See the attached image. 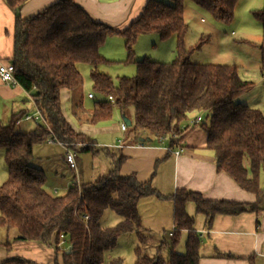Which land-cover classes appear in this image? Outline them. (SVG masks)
<instances>
[{
    "label": "trees",
    "instance_id": "1",
    "mask_svg": "<svg viewBox=\"0 0 264 264\" xmlns=\"http://www.w3.org/2000/svg\"><path fill=\"white\" fill-rule=\"evenodd\" d=\"M29 0H6L16 17L15 49L12 64L19 85L33 91L35 103L51 126L52 133L64 144H80L85 152H94L92 140L76 132L63 114L61 92L74 93L84 79L78 65L91 66L94 91L103 99L87 112L88 123L97 125L113 117L114 107L125 115L133 108L135 118L131 130L135 137L146 134L151 139L181 133V125L195 113H207L202 126L207 133V148L214 152L219 173L229 175L244 190L260 196V176L264 169V113L241 104L237 99L253 89L243 81L235 66L196 64L194 50H186L183 40L188 32L185 4L191 2L217 21L230 24L235 19L239 0H149L140 15L126 28L118 29L94 21L73 0H59L38 15L24 20L21 9ZM253 18L261 23L263 41L261 73L264 76V6L253 10ZM157 34L162 40L178 38L176 59L172 63L154 62L146 57L136 63L137 75L120 78L115 86L112 77L98 71L110 64L100 49L108 38L125 39L129 61L139 36ZM113 101L109 100V97ZM126 116V115H125ZM13 116L8 124L0 121V148L5 151L8 179L0 186V227L16 230L15 242H36L55 248L54 264H124L121 258L106 261V253L114 249L120 237L135 233L138 246L134 264H199L201 238L194 231L195 219L187 213L189 202L207 219L210 227L217 215L237 216L255 212L258 204L207 200L199 192L178 190L167 196L174 204L175 229L169 244L162 245L152 256V236L142 224L138 210L141 199L164 198L151 182H141L136 175L123 177V156L108 151L113 169L91 182L72 183L63 196H52L46 189L44 171L33 166L34 148L51 135L44 126L29 133H19ZM131 120V119H130ZM142 134V135H144ZM183 139L179 140L180 142ZM173 141L171 148L180 142ZM113 211L121 221L114 227H103L101 220ZM84 216H88L86 220ZM187 232L186 252H176L183 233ZM61 235L71 252L60 250ZM14 242L9 241L10 248ZM168 245L169 254L162 251ZM5 264H36L13 258Z\"/></svg>",
    "mask_w": 264,
    "mask_h": 264
},
{
    "label": "crops",
    "instance_id": "2",
    "mask_svg": "<svg viewBox=\"0 0 264 264\" xmlns=\"http://www.w3.org/2000/svg\"><path fill=\"white\" fill-rule=\"evenodd\" d=\"M58 1L29 0L21 9V17L24 20L30 19ZM73 1L87 12L94 21L118 29H124L132 21L140 17L149 0ZM161 1L171 2V0ZM188 3L191 2H187L186 4ZM250 3L253 4V2ZM250 10L252 12L257 9L251 7ZM15 28L16 17L14 12L7 5L6 0H0V64L12 62L15 49ZM113 37L120 36L116 35ZM104 46L105 44L100 49L101 55L109 60L108 57L110 58V55L107 54ZM193 62L204 64L197 60ZM263 80L264 76L262 75L259 81ZM247 93L249 92L241 95L237 101L260 110L259 107L250 105L245 101ZM33 94V91L28 92L20 85L14 87L3 83L0 79V121L8 124L15 115L21 117L25 114L35 113L38 107ZM60 99L63 114L74 130L82 135L88 133L87 131H79L65 112V102L72 101L73 93L68 90H62ZM90 99H95V97ZM82 100V98L80 101L74 99L75 103L73 104L77 109H81L82 113L87 115L88 111L84 109ZM199 115L203 116L204 112L190 115L181 125V133L177 134L179 140L183 139L181 142L174 138V134L171 137L170 135L166 136L164 141L156 139L154 142V139H151V141L146 140L142 143L141 139H148L149 137L142 134H138L135 137L133 132L129 131L130 126H127V130L123 131L126 134L122 138L121 136L119 137L121 132H117L115 135L114 147L109 154L113 153L112 156L115 154L118 157L123 156L125 158L119 171L121 176L136 175L137 179L141 182H151L153 187L161 195L165 196L164 198L156 196L146 197L141 199L138 204L143 227L152 236L151 246L155 250V254H157V250L162 245L164 246V243L169 244L171 242L173 236L170 234L175 229L174 204L172 200L166 197L174 195L178 190H190L201 193L207 200H224L247 204L257 203L259 206V209L255 212H247L237 216L217 215L209 227L206 217L197 213L195 204L189 202L186 210L195 219L194 231L201 238L199 264H264V169L260 176V186L262 189L260 196L242 189L226 173H219L216 168L215 154L207 148V133L205 129L201 125L188 129L189 120ZM31 123L33 122L21 121L17 125V131L20 130V132L18 131L19 133L25 134L35 130L37 126H30ZM22 128H25L27 131H24ZM109 129L111 127L98 128L96 131L100 130V132H103ZM119 138H121V141H119ZM173 141H179L180 143L171 148ZM91 144L94 146L98 145L94 140H92ZM179 146L183 148V152L180 154L177 152ZM109 154L107 153L108 157ZM0 156L5 160V151L1 148ZM62 159L67 164L66 156H62ZM110 163L111 170L107 174L113 169L111 159ZM34 167L40 169L36 165ZM76 172H78L79 178L75 176V179L66 185L67 191L63 195L68 192L74 182H78L81 185L93 181L98 176L107 175L94 172L86 176L82 170L78 171V162ZM58 190V187L54 188L55 193ZM168 235L169 237L167 238ZM18 236L19 234L16 230L8 231L0 227V264H5L13 258L26 259L36 264L55 263L57 259L55 248L36 242H15ZM122 237H120L119 241ZM187 237V232L183 233L180 244L176 249V252L181 255L186 252ZM9 241L14 242L10 248L7 247ZM69 246L67 244V247ZM135 246L136 249L138 246L137 242H135ZM165 247L167 250L166 252L162 251V254L164 257H167L169 254L168 245H165ZM117 258L121 257L116 255L108 260L106 258V260L110 262Z\"/></svg>",
    "mask_w": 264,
    "mask_h": 264
},
{
    "label": "rangeland",
    "instance_id": "3",
    "mask_svg": "<svg viewBox=\"0 0 264 264\" xmlns=\"http://www.w3.org/2000/svg\"><path fill=\"white\" fill-rule=\"evenodd\" d=\"M250 2H253V4ZM164 3L174 5L173 0L171 2L164 1ZM263 6L264 0H240L235 11L234 21L230 24H225L217 21L208 12L200 9L195 4H185V21L188 25V32L184 37L183 45L189 51L196 49L203 41H206L199 49L194 50L191 57L192 62L197 60L204 64H224L237 67L240 78L243 81L252 83L253 87L255 86L252 91H248L245 101L250 105L259 107L264 113V80L259 81L262 78L260 66L262 55L259 46L263 41V28L261 23L253 18L250 10L251 7L261 9ZM104 48L107 54L110 55L108 59L111 63L99 66L98 71L111 75L110 77H112L115 86H118L120 78H133L137 75L136 63L146 57L154 62L172 63L177 55L178 38L177 36H172L167 40H162L157 34L139 36L134 47L132 62L129 61L123 37L108 38ZM78 69L84 79V83L81 88L73 93L72 101L65 102V112L79 131H87L88 133L83 134L98 144L96 146L92 145L95 151L98 152L97 154L92 151L85 152L80 144L73 147V152L77 156L78 171L82 170L86 176L94 172L107 174L111 170L107 152H111L114 147L115 135L117 132H121L119 137L121 136L122 138L126 134V132L121 131L122 124H125L124 116L118 108L114 107L113 117L110 121L97 125L88 123V115L82 113L81 109H77L73 104L75 103L74 99L80 101L82 98L84 109L89 111L93 108L96 101L103 98L94 91L91 66L80 63ZM89 94H93L95 99H90ZM125 115L132 122L134 121L135 111L133 108L127 109ZM202 117L207 120V113H204ZM32 122L30 126H36V123ZM104 127H111V129L103 132H100V130L96 131L98 128ZM22 129L27 131L25 128ZM18 131L20 132V130ZM129 131H132L131 126ZM121 138H119V141H121ZM155 140L156 138L154 142ZM62 156H66V151L59 143L49 144L44 142L34 148L35 159L33 163L46 174L47 183L45 189L54 196H62L67 191L66 185L71 183L75 176L79 178L78 172L71 170L64 159H62ZM7 179L8 169L6 162L0 156V186ZM55 187L59 188L57 193L54 192ZM120 221L121 218L116 213L107 211L101 220V225L103 227H114ZM136 240L135 233L124 235L118 241L117 246L106 253L107 260L119 255L123 259L124 264H134L135 242L138 245ZM166 250V247H164L163 251L166 252ZM149 253L152 256L156 255L152 246L149 249Z\"/></svg>",
    "mask_w": 264,
    "mask_h": 264
},
{
    "label": "built area",
    "instance_id": "4",
    "mask_svg": "<svg viewBox=\"0 0 264 264\" xmlns=\"http://www.w3.org/2000/svg\"><path fill=\"white\" fill-rule=\"evenodd\" d=\"M0 79L3 83L14 86V87L19 85L17 79L15 78V69L12 63L0 64ZM94 97L95 96L93 94L89 95V98H94ZM109 100L113 101V98L110 96ZM23 120L34 121L36 123V126L44 125L51 133V135L48 137L46 142H48L49 144L59 143L66 151V161H67L69 168L71 170L77 171L76 154L73 152L74 150L73 145L64 144L56 138V136L52 133L51 126L49 125L47 120L44 118L40 110H37L33 114H25L21 116V118L16 121V125H19L21 121ZM202 121H203L202 116H197L196 118L189 120L188 129L199 125L200 123H202ZM127 128L128 127L126 124H122L121 126L122 131H126ZM174 138L179 140V137L177 134L174 135ZM159 140L164 141L165 138L161 137ZM177 152L179 154L182 153L183 148L179 146ZM84 218L86 220L89 219L88 216H84ZM170 235L173 236V233H171ZM58 247L60 248V250H68V248H71L70 246L67 247V240L65 239L63 235H61V240L58 243Z\"/></svg>",
    "mask_w": 264,
    "mask_h": 264
},
{
    "label": "water",
    "instance_id": "5",
    "mask_svg": "<svg viewBox=\"0 0 264 264\" xmlns=\"http://www.w3.org/2000/svg\"><path fill=\"white\" fill-rule=\"evenodd\" d=\"M124 122H125V124L127 126H132V121L129 118H127L126 116H124ZM146 140L147 141H151V138L150 139L149 138L148 139H141V142L144 143ZM67 252L70 253L71 252V248H69L67 250Z\"/></svg>",
    "mask_w": 264,
    "mask_h": 264
}]
</instances>
